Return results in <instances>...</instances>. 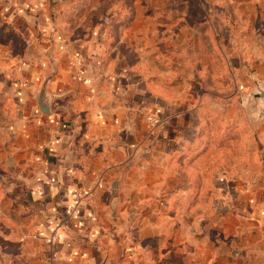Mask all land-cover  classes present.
Masks as SVG:
<instances>
[{
	"label": "crops",
	"instance_id": "0c3cea01",
	"mask_svg": "<svg viewBox=\"0 0 264 264\" xmlns=\"http://www.w3.org/2000/svg\"><path fill=\"white\" fill-rule=\"evenodd\" d=\"M97 2L0 73V264H264V116L173 79L135 3Z\"/></svg>",
	"mask_w": 264,
	"mask_h": 264
},
{
	"label": "rangeland",
	"instance_id": "374dc122",
	"mask_svg": "<svg viewBox=\"0 0 264 264\" xmlns=\"http://www.w3.org/2000/svg\"><path fill=\"white\" fill-rule=\"evenodd\" d=\"M96 1L0 0V73L13 70L26 54L36 52L45 24L71 19L90 21L86 7ZM97 3V9L109 4L125 7L135 3L139 10L135 20L138 27L132 30L136 49L146 51L150 46L152 52H162L164 64L174 71L172 77L176 81L191 74L194 85H204L214 100L226 104L229 100L238 101L239 93L246 103L247 116L264 107V0H99ZM148 6L155 7L154 10L161 8L151 15L154 20L164 22L153 30L140 26L146 20L142 13ZM107 15L110 19L122 15L130 19L131 13L123 10ZM158 41L162 45L160 52L155 45ZM217 110L228 121L242 117L240 108L233 103L230 107L220 104ZM248 126L253 128L252 124ZM250 129L248 146L254 148L259 135L264 146V125L261 133Z\"/></svg>",
	"mask_w": 264,
	"mask_h": 264
},
{
	"label": "built area",
	"instance_id": "2783aa9c",
	"mask_svg": "<svg viewBox=\"0 0 264 264\" xmlns=\"http://www.w3.org/2000/svg\"><path fill=\"white\" fill-rule=\"evenodd\" d=\"M147 121H148L151 129L155 128L159 123L158 118L156 116H153V115H149L147 117Z\"/></svg>",
	"mask_w": 264,
	"mask_h": 264
},
{
	"label": "water",
	"instance_id": "95a60500",
	"mask_svg": "<svg viewBox=\"0 0 264 264\" xmlns=\"http://www.w3.org/2000/svg\"><path fill=\"white\" fill-rule=\"evenodd\" d=\"M259 113H260L261 116H264V107L260 110Z\"/></svg>",
	"mask_w": 264,
	"mask_h": 264
}]
</instances>
